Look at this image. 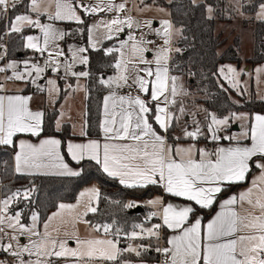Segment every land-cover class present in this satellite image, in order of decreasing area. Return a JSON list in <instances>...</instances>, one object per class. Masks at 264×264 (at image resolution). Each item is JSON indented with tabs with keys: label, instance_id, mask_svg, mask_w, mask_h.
<instances>
[{
	"label": "snow or ice",
	"instance_id": "obj_1",
	"mask_svg": "<svg viewBox=\"0 0 264 264\" xmlns=\"http://www.w3.org/2000/svg\"><path fill=\"white\" fill-rule=\"evenodd\" d=\"M190 3L199 6L198 0ZM20 6L25 12L9 18L5 34H20L26 27L39 29L43 43L39 37L28 35L24 47L47 55L43 64L23 61L22 70L19 63L7 62L0 66V73H11L3 77L5 81L33 85L46 95L50 106L60 99L62 90L57 79L77 80L75 87L66 83L65 97L82 90L80 78L92 74L75 68L90 64L89 49L101 51V40H119L126 29L127 38L120 40L118 47L103 49V54L114 60L109 65L114 74L97 77V83L109 90L103 98V120L99 124L103 142L97 139L65 143L55 136L43 137L45 111L31 108L32 96L9 94L5 84L0 83V146L13 149L14 174L80 176L81 172L66 162L62 154L66 151L77 164L95 161L103 173L118 179L126 188L155 185L168 196L189 203L178 206L165 204L162 197L150 199L148 205L160 211L152 212L149 218L159 216L162 222L150 227L133 225L131 232H124L114 228L115 221L100 224L86 219L98 212L101 194L95 186L80 192L75 204L59 203L57 211L42 219L38 211L29 207L35 204L34 184L15 190L5 185L0 196V264H132L129 255L141 258L139 264H144L142 257L152 250L165 257L163 264H264V114L250 117L233 112L221 118L203 109L206 123L201 124L196 119L197 112L186 109L182 98L190 93L172 68V54L183 51L173 46V40L183 33V28L176 27L171 19H160L159 28L154 27V19L139 21L130 14L127 0L119 4L114 0H96L95 4L91 0H30L27 4L25 0H0V18ZM233 7L241 16H245L242 9L251 7L255 15L247 18L264 25V0H236ZM146 10H151V5L140 0L136 11ZM156 10L171 16L164 7ZM206 11L207 18L212 19L213 7L207 6ZM102 12L116 15L87 25L84 17ZM28 13L46 16L51 23H42ZM55 22L82 26L77 31L86 33L87 46H70L66 55L58 42L75 33L56 27ZM151 35L160 43L149 39ZM6 53L0 44V61L5 60ZM49 70L60 75L46 78ZM218 71L239 91L243 70L223 66ZM256 72L259 80L264 67ZM44 79L47 87L39 83ZM125 89V94H118ZM59 116L55 120L57 132L62 130L64 113L61 111ZM187 116H191V124L185 119L180 134L170 143L169 132L181 117ZM230 120L247 124L242 125L244 130L239 135H220ZM79 135L88 133L82 127ZM22 137L39 139L34 143ZM201 137L216 146L212 150L198 147L195 142ZM221 140L229 141V146H221ZM181 141H188L187 146ZM233 186L243 188L219 202L220 211L210 222L203 225L195 218L196 206L212 208L221 194ZM21 204L23 208L19 207ZM134 206L133 202L124 205ZM79 224L89 227L87 236L81 237ZM164 228L173 235L166 240L168 246L161 248L158 244ZM122 239L128 241L123 247ZM145 240H154L157 246L143 243ZM72 241L75 247L69 246Z\"/></svg>",
	"mask_w": 264,
	"mask_h": 264
},
{
	"label": "trees",
	"instance_id": "obj_2",
	"mask_svg": "<svg viewBox=\"0 0 264 264\" xmlns=\"http://www.w3.org/2000/svg\"><path fill=\"white\" fill-rule=\"evenodd\" d=\"M160 5L164 6L171 13L170 19L178 28H183V33L173 40V46L179 47L182 53L172 54V68L174 73L184 74L185 71L195 73V76H186L185 82L191 94L198 95L196 102L210 112L215 113L218 117H224L230 113L253 112L264 114V101L257 100L253 95L248 101L236 104L230 99L229 90L226 91L221 87L217 79V71L220 65L232 63L240 66L243 61L239 57V39L234 38L232 42L224 48L222 52L219 49L225 41L220 35L215 33L216 21L229 20L223 15V9L228 0H205L198 3L199 6H193L190 0H170L164 2L157 0ZM27 0H25V3ZM255 2V0H254ZM246 3V0H245ZM212 6L214 15L208 19L206 7ZM245 13L253 14L255 11L251 7L242 9ZM25 12L24 6L18 7L17 10L10 11L9 18L15 14ZM89 25L90 16L84 18ZM65 30L69 33H75L65 38L64 43L68 40L75 39L83 46L86 45L87 35L77 31L79 27L76 24L66 23ZM252 37H253V56L245 63L254 66L264 64V25L258 21L252 20ZM4 18H0V44L3 42ZM30 32L24 29L22 33H11L7 38V60L23 58L27 51L24 47V38ZM111 43H104L101 51L89 49L90 64L86 70L91 72V76L86 78V111H85V128L88 133L87 137L97 138L99 136V118L101 109V97L105 88L97 83V77L101 76L102 70L107 67L111 56H105L103 49ZM178 62V64H176ZM64 92L61 91L60 99ZM58 99V100H60ZM56 110L45 113V131L42 136H57L62 142L70 137L68 126L62 127L60 132L54 128ZM13 149L9 147H0V193L3 195L4 188L15 190L23 189L26 186L34 184L37 192L33 199L35 204L29 205L30 208L38 211L42 219L47 217L48 213L55 210L59 203H72L75 201L78 192L85 186L96 183L99 187L101 199L96 214H89L86 218L93 223H113L114 228L119 227L124 232H131L133 225H142V214L130 213L129 208L124 205L131 199L149 198L152 195L161 192L158 186H148L147 188H126L115 179L107 177L101 171L100 167L88 160L75 164L81 172L78 177L63 176H17L12 169ZM240 186H233L221 194L219 199L226 196L229 192L236 190ZM118 201L119 203H115ZM217 204V203H216ZM216 204L210 209H199L196 207L195 214H202L204 218L208 217L215 209ZM23 208L24 205H19ZM28 210L25 209V215ZM165 235V231H163ZM164 238V236H163ZM146 241V240H145ZM143 241V243H145ZM121 247H123L121 245ZM130 260H140L141 258L128 256ZM143 261L153 262L158 260L157 253L152 250L142 257Z\"/></svg>",
	"mask_w": 264,
	"mask_h": 264
},
{
	"label": "crops",
	"instance_id": "obj_3",
	"mask_svg": "<svg viewBox=\"0 0 264 264\" xmlns=\"http://www.w3.org/2000/svg\"><path fill=\"white\" fill-rule=\"evenodd\" d=\"M151 1L152 0H144L145 4H148V5L150 4ZM163 1L167 3L170 0H167V1L163 0ZM198 1H199L198 3H200V2H203L205 0H203V1L202 0H198ZM28 2H29V0H27L26 3H28ZM91 2L93 4H95L96 0H91ZM121 2H124V0H114V3H116V4H119ZM229 2H230V0H228L227 5L229 4ZM234 2H236V1L234 0ZM138 4H140V0H133V3H132V5L129 8V9H131V13H132V15L134 16L135 19L139 18L138 16H136L134 14V9H136V6ZM141 6H143V5H141ZM154 6H156V5H154ZM167 11L169 12L168 9H167ZM9 13H8V16H7V18H8L7 25H8V22H9ZM22 13H24V12H22ZM206 14L208 16L207 11H206ZM114 15H116V13H106V12H102V13H98V14L92 15V16H90V21H89V25L88 26H90V23L94 22V20H100L102 18L112 17ZM212 15H214V11H213ZM230 15H231V18L230 19L227 18L229 20L216 21L215 33L220 35L221 39H223L225 41L223 46L219 49V52H222L224 50V48H226L232 42V40L235 37L239 39V57L243 61V63L240 66H238L236 64H233V65L238 70H243V72L240 75L239 79L240 80H245V83H244L243 87H242V85H240L239 91H234V90H229V89L228 90L230 92H232V94L234 96V98H233L234 99L233 100L234 103H236V101L240 102V99L243 98L244 96L245 97H250L251 95H253L257 100L264 101V73H260L259 74L260 78L258 80V78H257L258 74L256 72V69L264 67V64H258V65L251 66V65L245 63V61L251 59L252 56H253V37H252L253 26H252V20H249L247 17H250V16L254 17L255 13H253V14L245 13V16H241L239 13H237L235 11L234 15L233 14H230ZM152 16L155 17V14H152ZM165 17H166V19L167 18L170 19V16H168V17L165 16ZM66 23L67 22H55V24H60L62 26V30H64V31H66L65 30V26H64ZM72 24H75V23H72ZM154 25L156 26L157 22H155ZM4 27H5V20H4ZM120 37L123 38L124 35L120 34ZM70 42H72L76 46H83L79 41H77L75 39L68 40L64 44L67 45ZM108 42L111 43L110 45H113L114 39L113 40H101V43L98 45V48L101 49L103 47L104 43H108ZM86 45H87V39H86ZM107 47H109V45ZM107 47H105V48H107ZM147 55H148V58H151V53H148ZM42 56H44V58L41 60L40 58ZM45 57H46V54H43V55L40 54V55L36 56V59L42 62V61H44ZM23 58H17L16 60L20 61V59H23ZM11 60L12 59H10V61ZM7 62H9V60H6V63ZM112 63H114L113 57H112V60H111L110 64H112ZM0 65H1V63H0ZM109 65L102 70L101 76H104L106 78L107 76L114 74V69L112 67H110ZM220 66H222V65H220ZM220 66H219V68H220ZM219 68H218V70H219ZM78 69L79 70H86V66H82V65L78 66L75 70L77 71ZM8 73H0V83L5 84L9 94L15 93V94L28 95V96L40 95V96L45 97V94L37 91V89L35 87L31 86V84H24L23 82H19V81H12L13 83L9 82V81H5L3 79V77L5 75H8ZM48 73L52 74V72L50 70H49ZM174 74L180 75L183 78L182 74H178V73H174ZM217 74H218V71H217ZM58 75H60V74H58ZM1 78H2V80H1ZM81 81L83 82V85H84V91H83V95L81 96V101L78 103L79 105H77V106L74 105L75 102H73V101L70 102L69 101L70 98L67 101V98L71 95V92L66 97H65V93H64L62 98L60 100L56 101L55 106H51L52 108H50L46 103L42 104L40 102L36 106H33L32 105V101H31L30 106H31V108L33 110H41L42 109V110L45 111V113L46 112H53V111L56 110L55 120L61 118L59 116V113L61 111L64 113V116L62 118V127L67 125L69 133H70V137L65 140V143L69 142V141L80 143V142H87L88 140H97V139H99V140H101V142H103L102 141V134L100 133V130H99V136L97 138H91V137L80 136L79 135V132L81 131L82 127L86 131V128H85V124H86L85 123V111H86V95H87V92H86V78H81ZM64 82H65V79H58V85L61 88V90H63V92L65 90L62 87V84ZM67 82L71 83L73 85V87H74V83L76 82V79L73 78V77H69L67 79ZM183 83H184L186 89L188 90V88H187V86L185 84L184 78H183ZM9 84H11L12 87H10ZM41 84H43V83L41 82ZM188 92L190 93L189 90H188ZM125 93H126L125 90H120L118 94H125ZM108 94H109V90L106 89L105 92L102 94V97H101V109H100L99 124L103 120V98H104V96H106ZM182 99H183V103H184L186 109H188L190 112H197L196 119L200 120L201 124H204V122H205L204 121L205 120L204 119L205 112L203 111V109H204L203 106L201 107V105L199 103H197L195 100H191V93H190L189 96L183 97ZM238 114H246V113H238ZM255 114H261V113L253 112L252 114H249V115L247 114V115L251 117V116H254ZM185 119L188 120L189 125L191 124V119H192L191 116L181 117L180 122L177 124L176 128L174 130H171L169 132V134H168L170 143L173 142L172 141L173 137H175L176 135L180 134L181 128L184 126ZM55 120H54V128H55ZM233 124H235L234 125V129H231V126ZM246 124H247V121L241 122V121H231L230 120L229 127H227V129L225 131L221 132L220 135H239L244 130V127L242 125H246ZM43 137H48V136H43ZM55 137L59 138L57 136H55ZM22 138L31 139L32 142H34V143L37 142L38 139H39V138H29V137H22ZM179 143H182L183 146H187L188 141H181ZM195 143H197L198 147H201V148L207 147L208 150H212L216 146L213 142H211L209 139H207L205 137L204 138L201 137ZM245 143H248V142L245 141ZM220 145L227 147V146H229V141L221 140L220 141ZM0 147H5V146H0ZM62 154L65 155V160H66V162L69 163L70 167H72L75 170L80 171V169L75 165L77 163L75 161L71 160V158L67 155L66 151H64ZM12 157H13V155H12ZM92 162L95 163V161H92ZM103 174H105V173H103ZM36 176H43V175H36ZM48 176H54V175H48ZM109 178H111V177H109ZM112 179H114V178H112ZM115 180L119 182L118 179H115ZM93 186H95V187H97L99 189V187H98V185L96 183H91V184L83 187L78 192L74 202L66 203V204H75L77 202V200L79 199V193L82 192V191H85L86 189H89V188H91ZM122 186H124V185H122ZM150 186H153V185H150ZM242 188H243V186H240L236 190L229 192L226 196H224L221 199H219V201L217 202V204L215 206L214 211L208 217L204 218L203 215L199 213V214H195V218L200 219L202 224L206 225L220 211L219 202L224 200V199H226V198H228V196H230L231 194H233L235 192H238ZM156 197H162L165 204L172 203V204H175V205H178V206H183L184 204L189 203V202L183 201L181 198H174V197L168 196L166 193L163 192L162 189H161V192L156 193V194L152 195L149 198H143V199H137V200L132 199L130 202H135V201L138 202L137 203L138 206L136 204V207H140L142 209V211L139 214H143V208L144 209H148L151 212L160 211V209L150 207L148 205V203H147L150 199H154ZM196 207H198V206H196ZM57 210H58V206H57V208L55 210L49 212L47 216H49L51 213H53V212H55ZM154 218L156 220V223H161L162 222L159 216H156ZM163 231H165V235H163ZM172 235H173V233H172L171 230L166 229V228L161 229V239H160L161 243H159V247H161V248L167 247L168 245L166 244V240L171 238ZM163 236H164V238H163ZM157 255H158V253H157ZM129 256L135 257L134 255H129ZM127 258H129V257H127ZM131 261L134 264L136 262H139L138 260H131ZM144 264H163V261L161 263L158 262V260L153 261V262H149V261L145 262L144 261Z\"/></svg>",
	"mask_w": 264,
	"mask_h": 264
},
{
	"label": "rangeland",
	"instance_id": "obj_4",
	"mask_svg": "<svg viewBox=\"0 0 264 264\" xmlns=\"http://www.w3.org/2000/svg\"><path fill=\"white\" fill-rule=\"evenodd\" d=\"M165 1H167V0H165ZM203 1V0H202ZM236 1V0H235ZM29 2H30V0H29ZM28 2V3H29ZM199 2V1H198ZM25 4H27V3H25ZM235 4V2H234V0H230V2H229V4L228 5H226L225 7H224V9H223V13L221 14V15H223L225 18H231V15L230 14H235V8L233 7V5ZM149 5H151V10H146V11H144L143 13H138L137 11H136V9H134V14L136 15V16H138L139 18L137 19V20H139V21H144V20H147V19H154V21H156L157 22V25L155 26L154 25V27L155 28H159V23H158V21L160 20V19H166V15H164V14H162V13H158L157 12V7H164V6H162V5H160V3L157 1V0H152L151 2H150V4ZM154 5H156V6H154ZM127 8L129 9L130 8V6H129V0H127ZM135 8V7H134ZM165 8V7H164ZM166 9V8H165ZM167 10V9H166ZM28 14H30V15H32L33 16V18L34 19H36V18H39L40 20H41V22L42 23H51L50 21H48L47 20V17L46 16H41V17H37L35 14H33V13H28ZM151 14V15H150ZM152 14H155V17H153L152 16ZM168 17V16H167ZM109 18H111V17H107V18H102V19H109ZM6 19V17H4V20ZM168 19V18H167ZM97 22H99V20H94V22H92V23H90V26L93 24V23H97ZM55 26L56 27H58V28H60V29H62V26L60 25V24H55ZM25 29H29L30 30V32L26 35V36H28V35H32V36H37V37H39L40 38V42H41V44L43 43V34L40 32V30L39 29H37V28H28V27H26ZM141 31H148L147 29H142ZM126 32H127V29L125 30V33H122L123 35H124V37L122 38V37H119V40H116V39H114V43H113V45H109V47H118L119 46V41L120 40H124V39H126L127 37H126ZM25 36V37H26ZM153 37H156L155 35H151V36H149L148 38L149 39H152ZM157 38V37H156ZM24 43H25V39H24ZM58 44H59V47L60 48H62V49H64V51H65V53H66V55L68 54L67 53V50H68V48L70 47V46H76L75 44H73L72 42H70V43H68L67 45L66 44H64V40L63 41H59L58 42ZM26 49V48H25ZM26 51H27V54H26V56L23 58V59H20V61H18V60H16V59H12L11 61L9 60V62H13V61H15V62H17V63H19L20 64V66H21V70L23 69V61H25V60H29V61H31V62H38V63H40V64H43V61L41 62V61H39V60H37L36 59V56L37 55H40L39 53H35L33 50H31V49H26ZM46 55H47V53H45ZM0 63H1V61H0ZM1 66V65H0ZM78 66H81V65H77L76 66V68L78 67ZM223 66H232V67H234L235 68V66L233 65V64H231V63H226V64H224V65H222V66H220V68L221 67H223ZM75 68V69H76ZM77 71H80L79 69L77 70ZM49 72V71H48ZM46 73V78H53V79H56L57 78V75L58 74H54V73H52V74H50V73ZM182 74V73H181ZM8 75H11V73L9 72L8 73ZM182 76H183V78H184V80H185V75H183L182 74ZM217 79L221 82V87L222 88H224L226 91H228V89L229 90H234V91H238V90H236V89H233L230 85H229V83L226 81V80H224L221 76H220V74H219V71H218V74H217ZM1 80H2V78H1ZM45 80V81H44ZM44 80H40L39 81V83L41 84V82L43 83V84H41L42 86H45V87H47V85H46V79H44ZM240 80V79H239ZM9 82H12V81H9ZM13 83V82H12ZM66 83H69V82H67L66 80H65V82L62 84V87H63V89H65L66 88ZM244 83H245V80H240V85H242V87H243V85H244ZM57 84H58V79H57ZM76 84H77V80H76V82L74 83V87L76 86ZM79 84L82 86V90H79V91H75V92H71V95L67 98V101H68V99L70 98V102H75V104L74 105H79L78 103L81 101V96L83 95V91H84V85H83V82L81 81V78H80V80H79ZM185 84H186V82H185ZM226 86H224V85ZM10 85V87H12V85L11 84H9ZM26 86V85H25ZM31 86H33V85H31ZM59 86V85H58ZM34 87V86H33ZM73 95V96H72ZM229 95H230V99L233 101L234 99V96H233V94H232V92H230L229 91ZM198 97H200V96H198V95H193V94H191V100H195L196 101V98H198ZM249 100V97H243V98H241L240 99V102H238V101H236V104H241V103H244L245 101H248ZM39 102L40 103H46L50 108H52L48 103H47V99H46V95H45V97H43V96H40V95H33L32 96V105L33 106H36L37 104H39ZM234 102V101H233ZM202 107V106H201ZM204 108V107H203ZM205 109V108H204ZM203 116V115H202ZM204 117V116H203ZM205 121V120H204ZM203 121V122H204ZM205 123V122H204ZM234 125L235 124H233L232 126H231V129H234ZM204 138V137H203ZM210 140V139H209ZM95 185V184H94ZM0 196H2L1 195V193H0ZM132 200V199H131ZM131 200H129L128 201V203L131 201ZM135 200H137V199H135ZM134 203V207H132V210H134V209H136L137 207H136V204L138 203V202H133ZM137 206H138V204H137ZM140 208V207H139ZM131 209V208H130ZM152 212L151 211H149L148 209H144L143 208V216L142 217H146L147 218V221L146 222H143L142 221V225L144 226V227H150L152 224H156V220H155V218L154 217H151V218H149L150 217V214H151ZM52 214V213H51ZM50 214V215H51ZM49 215V216H50ZM78 229H79V234L81 235V237H84V236H87L88 234H89V227L88 226H86V225H84V224H79L78 226ZM42 230V229H41ZM137 231H138V229H136ZM94 235H99V234H94ZM127 243H128V241H127ZM136 243H140V241H136ZM145 243L147 244V243H151L154 247L155 246H157V242L156 241H148V240H146L145 241ZM159 243H161L160 241H159ZM69 246H71V247H75V242L74 241H72V242H70V245ZM158 246H159V244H158ZM132 264H134L133 262H132ZM135 264H139V262H136Z\"/></svg>",
	"mask_w": 264,
	"mask_h": 264
},
{
	"label": "built area",
	"instance_id": "obj_5",
	"mask_svg": "<svg viewBox=\"0 0 264 264\" xmlns=\"http://www.w3.org/2000/svg\"><path fill=\"white\" fill-rule=\"evenodd\" d=\"M132 3H133V0H129V6H131ZM130 14L132 15L131 12H130ZM7 16H8V15H7ZM132 16H133V15H132ZM133 17H134V16H133ZM7 20H8V18L6 17V19H5V29H4V33H3V42L1 43V44H3V45L5 46L6 49H7V38H8V35L5 34V30H6V28H7ZM152 40H156L157 43H160L159 39L156 38V37H153ZM43 58H44V56H42L40 59L42 60ZM6 60H7V53H6V55H5V60L1 61V66H4V65L6 64ZM176 64H178V62H177ZM189 73H190L189 71H185V72H184V74H185L186 76L191 77V75H190ZM125 92H127L126 89H125ZM130 210H132V209H130ZM142 221H143V222H146V221H147V218H146V217H143V218H142ZM126 244H127V241L122 239V241H121V245H122V246H125ZM164 259H165V257H164L163 255H161L160 253H158V262L161 263L162 261H164Z\"/></svg>",
	"mask_w": 264,
	"mask_h": 264
},
{
	"label": "water",
	"instance_id": "obj_6",
	"mask_svg": "<svg viewBox=\"0 0 264 264\" xmlns=\"http://www.w3.org/2000/svg\"><path fill=\"white\" fill-rule=\"evenodd\" d=\"M142 211L141 208L137 207L136 209L134 210H131L130 213H134V214H137V213H140Z\"/></svg>",
	"mask_w": 264,
	"mask_h": 264
}]
</instances>
